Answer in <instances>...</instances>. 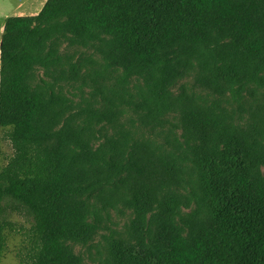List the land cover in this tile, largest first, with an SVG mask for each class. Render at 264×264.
<instances>
[{
	"label": "trees",
	"instance_id": "16d2710c",
	"mask_svg": "<svg viewBox=\"0 0 264 264\" xmlns=\"http://www.w3.org/2000/svg\"><path fill=\"white\" fill-rule=\"evenodd\" d=\"M0 48V127L59 139L52 179L0 174L40 264H83L97 207L133 215L99 264H264V0H47Z\"/></svg>",
	"mask_w": 264,
	"mask_h": 264
},
{
	"label": "rangeland",
	"instance_id": "374dc122",
	"mask_svg": "<svg viewBox=\"0 0 264 264\" xmlns=\"http://www.w3.org/2000/svg\"><path fill=\"white\" fill-rule=\"evenodd\" d=\"M47 0H0V38L4 34L6 18L19 15H36ZM60 52L64 57L90 55L92 51L63 45ZM1 67V60H0ZM42 72L36 73L39 83ZM182 81L174 90H180ZM63 92L75 102H80L81 91L78 84H66ZM264 92V87L261 88ZM213 98V96H212ZM262 96L256 100L252 96L243 99L238 119L251 122L253 110H258ZM9 128L0 127V174L39 181L50 180L54 176L59 139L14 138L7 136ZM264 173V168H263ZM185 213L189 210L183 209ZM130 211L121 214L106 212L97 207L90 220L99 226L95 238L87 244H73L74 251L81 256L83 264H99L106 254L108 242L122 235L132 221ZM43 247V227L36 224L31 210L17 199L4 195L0 197V264H40Z\"/></svg>",
	"mask_w": 264,
	"mask_h": 264
},
{
	"label": "crops",
	"instance_id": "0c3cea01",
	"mask_svg": "<svg viewBox=\"0 0 264 264\" xmlns=\"http://www.w3.org/2000/svg\"><path fill=\"white\" fill-rule=\"evenodd\" d=\"M4 25H5V23H4ZM2 38H0V40H1ZM0 54H1V48H0Z\"/></svg>",
	"mask_w": 264,
	"mask_h": 264
}]
</instances>
